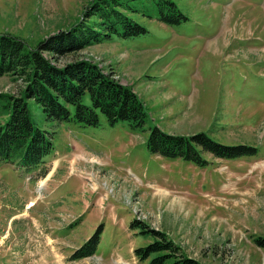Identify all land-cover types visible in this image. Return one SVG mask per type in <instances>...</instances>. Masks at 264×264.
Wrapping results in <instances>:
<instances>
[{
  "label": "rangeland",
  "instance_id": "rangeland-1",
  "mask_svg": "<svg viewBox=\"0 0 264 264\" xmlns=\"http://www.w3.org/2000/svg\"><path fill=\"white\" fill-rule=\"evenodd\" d=\"M121 17L144 32L106 28L127 29ZM81 18L102 39L54 62L90 59L111 72L139 96L144 122L109 126L98 113L96 126L55 124L32 105L51 149L42 176L0 163V264H147L133 249L151 241L150 229L201 264H264L254 242L264 238V0H0V33L26 48ZM18 85L0 76V91ZM7 118L0 109V125ZM154 126L255 154L161 157L145 143ZM96 229L93 252L73 258Z\"/></svg>",
  "mask_w": 264,
  "mask_h": 264
},
{
  "label": "trees",
  "instance_id": "trees-1",
  "mask_svg": "<svg viewBox=\"0 0 264 264\" xmlns=\"http://www.w3.org/2000/svg\"><path fill=\"white\" fill-rule=\"evenodd\" d=\"M97 4L93 1L85 13L96 11ZM168 4L175 13L174 21H178L180 15L174 4ZM121 18L123 20L120 23L127 29L118 32L112 25L106 28L122 36L144 32L135 22L126 17ZM97 34L83 22V18L76 26L49 35L30 48H26L21 40L11 35L0 33V76L19 79L15 93L0 91V109H8V118L0 125V163L16 161L29 172L37 170L40 175L44 173V157L51 149V132H45L32 123V105L40 108L44 119L55 124L72 121L80 126H96L99 124L98 113L105 117L109 126L124 121L136 128L144 122L145 113L138 96L131 87L114 79L111 72H104L90 59L75 58L64 64L54 62L61 55L100 42L102 37H97ZM103 36L110 37L108 34ZM85 95L87 103L83 100ZM145 143L148 150L158 156L178 157L199 164L204 162L199 151L222 159L255 154V148L246 144H222L203 132L170 134L156 126L151 128ZM135 224V220L129 222L130 227ZM150 230L151 241L133 249V255L139 261L147 260V264H201L180 252L178 245L166 237L164 232ZM141 232L145 233L143 230ZM256 238L254 242L264 244V238ZM98 240L99 229H96L74 251L72 257L90 255Z\"/></svg>",
  "mask_w": 264,
  "mask_h": 264
},
{
  "label": "bare ground",
  "instance_id": "bare-ground-1",
  "mask_svg": "<svg viewBox=\"0 0 264 264\" xmlns=\"http://www.w3.org/2000/svg\"><path fill=\"white\" fill-rule=\"evenodd\" d=\"M32 201H30V203H31Z\"/></svg>",
  "mask_w": 264,
  "mask_h": 264
}]
</instances>
